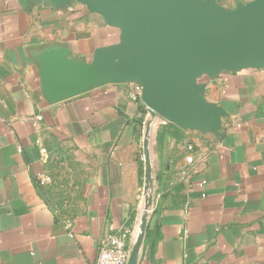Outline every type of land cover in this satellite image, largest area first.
<instances>
[{
  "label": "crops",
  "instance_id": "obj_1",
  "mask_svg": "<svg viewBox=\"0 0 264 264\" xmlns=\"http://www.w3.org/2000/svg\"><path fill=\"white\" fill-rule=\"evenodd\" d=\"M193 1L234 12L254 0ZM122 47L95 5L0 0V264H94L100 240L135 230L147 131L152 200L137 264H264V68L196 80L201 102L223 112L216 132L151 117L134 82L56 97L63 66L116 60ZM58 146L86 163L67 214L35 183Z\"/></svg>",
  "mask_w": 264,
  "mask_h": 264
},
{
  "label": "water",
  "instance_id": "obj_2",
  "mask_svg": "<svg viewBox=\"0 0 264 264\" xmlns=\"http://www.w3.org/2000/svg\"><path fill=\"white\" fill-rule=\"evenodd\" d=\"M95 5L122 31L116 60L100 58L80 70L54 73L56 97L76 96L106 82H134L151 117L179 128L216 132L222 110L205 106L196 80L221 71L264 68V0L234 12L193 0H78ZM57 76V78H56ZM148 131L143 143L149 191ZM151 197L141 210L126 264H137L144 241Z\"/></svg>",
  "mask_w": 264,
  "mask_h": 264
},
{
  "label": "rangeland",
  "instance_id": "obj_3",
  "mask_svg": "<svg viewBox=\"0 0 264 264\" xmlns=\"http://www.w3.org/2000/svg\"><path fill=\"white\" fill-rule=\"evenodd\" d=\"M85 169L86 163L81 162L68 147L58 146L53 150L45 172L51 183L42 188V194L60 213L72 212L81 200Z\"/></svg>",
  "mask_w": 264,
  "mask_h": 264
},
{
  "label": "built area",
  "instance_id": "obj_4",
  "mask_svg": "<svg viewBox=\"0 0 264 264\" xmlns=\"http://www.w3.org/2000/svg\"><path fill=\"white\" fill-rule=\"evenodd\" d=\"M141 93V86L137 83H134L133 99L139 100L141 97ZM40 119V116L36 117L37 121H39ZM142 159L144 160V158ZM186 162L192 163L193 159L189 156L186 158ZM35 183L37 187L44 188L51 183V178L46 173H40L36 176ZM204 183L205 182L202 181L200 185H203ZM149 196V191L143 192L144 201ZM134 233L135 230H132L130 228H123L116 234H109L105 238L100 240L97 248V258L94 264H126Z\"/></svg>",
  "mask_w": 264,
  "mask_h": 264
}]
</instances>
